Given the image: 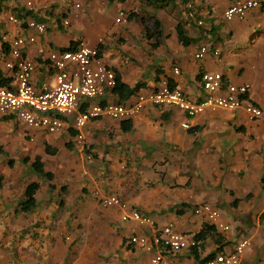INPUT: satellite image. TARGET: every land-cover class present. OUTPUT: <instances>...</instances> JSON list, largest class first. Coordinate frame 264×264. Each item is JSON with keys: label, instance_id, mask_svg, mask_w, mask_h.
Listing matches in <instances>:
<instances>
[{"label": "crops", "instance_id": "0c3cea01", "mask_svg": "<svg viewBox=\"0 0 264 264\" xmlns=\"http://www.w3.org/2000/svg\"><path fill=\"white\" fill-rule=\"evenodd\" d=\"M78 1L82 6L92 7L88 10H74L69 0L36 1V15L31 18L46 21L48 26L47 31L38 36L37 43L27 48L28 54L37 62L35 82L38 86L44 80H53L47 69L48 56L52 50L62 49L71 40L83 38L88 44L97 46L99 40L93 44L87 40L92 28H98L101 24L107 28L105 17L98 18L99 14L93 9V6L101 5L100 0ZM110 1L119 0H106L107 4ZM193 1L205 14L208 27L205 30L193 24L187 25L188 34L196 39L187 47L180 44L178 38L169 45L164 34L161 45L156 48L157 52L163 51L156 52L157 57H161L154 59L150 56L147 60L148 63L155 62L146 65V73L149 68L153 74L145 75V64L128 63L126 59L124 65V59H120L119 64L126 66L123 72L119 64L106 56L107 48L104 44L100 53L102 59L116 69L128 85L140 86L139 92L157 89L167 80L171 87L180 88L195 99L206 96L201 74L222 72L228 83L250 84V98L263 110L261 118L252 119L243 109L206 110L190 117L174 106L149 104L137 116L128 119L127 124L131 126L129 130L124 129L122 121L107 116L88 122L82 129L74 126V118H68L62 131L52 134L34 131V140L41 139L44 142V151L45 142L57 147L58 153L52 155L55 156L53 159L61 151L65 152L66 156H59L58 161H53L54 167L51 169L44 156H41L47 169L55 174L52 181L56 185L54 190L66 185L64 206L71 213H75V209H82L83 204L86 205L87 200L94 195L100 197L112 193L123 199L129 207L151 216L158 225L172 222L178 230L195 238L194 235L204 224L215 226L194 213V208L203 203L201 198L204 197L206 201L219 204L222 221L231 228L220 230L215 226L216 232H211L202 240L198 249L196 246L174 254V264H190L194 256L204 258L215 252H231L243 238H249L251 245L246 249L241 263L247 264L252 252L254 254V250L250 249L254 241L260 238L261 246H264V9L254 8L244 18L227 20L224 12L240 0ZM26 2L12 5L9 0L0 1V51L5 50L7 53L10 40L28 31L27 24H23L22 20H10V16H15L12 8H26ZM50 3H54L51 8ZM58 12L61 16L56 14ZM175 12L178 14L171 13L176 24L179 17L186 20L181 8ZM67 15L78 17V26L89 24V27L81 31L79 37L69 38L66 41L68 44L62 45L57 40L61 35L58 26L62 16ZM159 19L164 27V20L161 16ZM204 44L209 45L210 51L204 58L198 59L196 52ZM218 48L221 55L214 53ZM139 55L141 58L144 56L142 53ZM114 56L118 55L114 53L111 58ZM7 58H10L9 54ZM3 61L0 55V71L9 76ZM175 67L180 69L179 74L175 73ZM135 96L127 98L123 103H133ZM110 98L117 102L113 92ZM4 120L15 121L10 118L0 121ZM183 123H188L190 127L183 126ZM68 143L72 148L67 146ZM57 176L63 185L57 182ZM39 182L41 190L43 183ZM38 193L37 199L40 202ZM114 209L121 218L111 213L107 222L112 223L114 229L120 232L119 251L125 249L121 245L124 236L129 238L130 229L142 227L148 229L145 233H150L149 225L124 222V210L117 207Z\"/></svg>", "mask_w": 264, "mask_h": 264}, {"label": "built area", "instance_id": "2783aa9c", "mask_svg": "<svg viewBox=\"0 0 264 264\" xmlns=\"http://www.w3.org/2000/svg\"><path fill=\"white\" fill-rule=\"evenodd\" d=\"M36 1L28 0L26 8L34 10ZM69 1L74 10L82 7L78 0ZM185 7L191 21L198 27H208L205 14L193 1L190 0ZM254 8H264V0H240L226 9L224 17L227 20L244 18ZM10 20L18 21L15 16H10ZM128 20L127 11L121 9L117 12L116 23L126 24ZM62 22L68 27L70 18L63 17ZM26 24L28 31L10 40L9 51H0L3 66L12 77L11 87L0 88V120L10 118L18 124L22 123L32 141L34 131L46 134L62 131L68 118H74V126L82 129L88 122L105 116L119 121L131 119L149 104L174 106L190 117L218 109H243L252 119L263 116L262 108L250 98V84L228 83L222 72L201 74V84L206 92L201 99L171 87L166 80L157 89L137 93L131 104L117 103L110 98L117 84L115 69L102 59L97 46L85 42L71 50H52L47 69L53 80H44L38 86L35 82L37 62L28 54L27 48L37 43L38 36L44 34L48 26L46 21L31 17L26 19ZM209 51L208 44L202 45L196 52V58H204ZM214 53L221 55V50L215 49ZM8 54L10 58H7ZM174 71L180 73L178 67ZM183 126L190 127L188 123H183ZM99 202L105 208H122L124 222L134 221L152 228L151 233H134L128 238L129 243L149 255L147 264H174V254L199 244L192 235L178 230L174 223L158 225L151 216L129 207L118 195H102ZM194 213L220 230L231 228L222 221L220 210L208 202L197 205ZM250 245L251 240L243 238L231 252H219L208 259L194 256L190 264H241Z\"/></svg>", "mask_w": 264, "mask_h": 264}, {"label": "rangeland", "instance_id": "374dc122", "mask_svg": "<svg viewBox=\"0 0 264 264\" xmlns=\"http://www.w3.org/2000/svg\"><path fill=\"white\" fill-rule=\"evenodd\" d=\"M26 1L9 0L12 5L17 2L25 3ZM104 1L105 4H103ZM99 2H101V5L93 6V9L95 13L99 14L98 18L105 17L104 24L107 28H104L102 24L98 28L91 27L93 31L87 40L92 44L99 40V43L106 45V56L114 63L119 64V60L124 59V64L127 59L128 63L145 64V67L148 64L155 63L154 61L148 63L147 60L150 56H153L154 59L161 57H157V53L163 51L157 52L156 49H153L144 34L145 24L142 22V17L148 12L155 13L164 20V34L169 45L173 43V40H177L174 29L176 19L174 20L172 16L178 14L175 10L182 9V5H179L178 8L172 6L153 8L146 6L140 0L110 1L109 4L106 0H100ZM44 4L47 5L46 2ZM51 4L54 3H50V8ZM91 7L85 5L80 9L88 10ZM119 9L125 10L129 14L132 13L134 17L131 19L129 17L126 24L116 23V12ZM56 14L61 16L59 12ZM62 17L70 18L68 27L58 26L61 35L57 37V40L62 45L68 44L66 41L69 38L79 37L81 31L89 27V24L78 26L77 23L80 22L78 17L69 15ZM170 34H173L172 37ZM81 37L83 38V36ZM84 40L86 41L83 38L82 42H85ZM113 50L115 55L118 56L111 58V55L114 54ZM141 53L144 55L143 58L139 55ZM118 66L123 72L126 71V66L121 64ZM146 70L147 66L144 71L145 75L154 73L151 72L152 69L149 70L148 68L147 73ZM0 144L8 151V154H0V176H2L0 180V264L148 263L149 255L137 246L133 250L125 248L119 251L117 249L121 239L118 238L120 232L115 230V226L113 227L112 223L107 222V219L111 213L118 216V211L114 208L103 207L99 202L100 197L94 195L87 200L86 205L83 204L82 209H75V213H71L70 209L64 206L63 193L65 192H61L60 188L58 190L51 189L47 180L39 177L29 164H25L23 161L25 156L34 158L40 154L44 156L49 169H51L54 167L53 161L55 159L58 161L59 156L62 158L66 156L65 152L61 151L60 155L53 159L55 156L48 155L44 151V142L41 139L31 141L27 136L24 125L11 120L0 121ZM11 158L12 163L9 161ZM32 181L43 183V187L38 193L40 198L39 208L34 213H15L26 185ZM60 181V177L57 176V182L63 185ZM106 192H110V190H106ZM111 194L106 193L104 195ZM201 199L203 202L206 201L204 197ZM206 202L216 206V208L219 207V204L213 201ZM253 206H256L255 203ZM221 210L224 212L222 208ZM118 217L121 218L120 215ZM145 232H148V229H142V227L132 228L129 230L128 235L130 237L134 233L141 234ZM149 232L151 233V231ZM123 238L128 240L126 236ZM261 245L260 238L254 241L250 247L251 250H254V254L252 252V257L248 258L247 264H264V246Z\"/></svg>", "mask_w": 264, "mask_h": 264}, {"label": "trees", "instance_id": "16d2710c", "mask_svg": "<svg viewBox=\"0 0 264 264\" xmlns=\"http://www.w3.org/2000/svg\"><path fill=\"white\" fill-rule=\"evenodd\" d=\"M0 1L2 3L4 0H0ZM120 1L125 2L126 0H120ZM140 1L143 2L146 6L153 7V8H165L166 6H169V5H172V7L176 8L177 4L182 5L183 7L182 10L186 15V20H183V18L179 17L178 22L176 24L175 29H176L178 41L180 44H182L185 47L191 45L193 42L196 41L194 37H191L188 34V29H187V25L189 24H193L197 26L193 21H191L187 17V8L186 7L184 8L185 4H187L190 0H140ZM196 7L199 10L201 9L197 5ZM1 10H4V8H1ZM12 12L16 16V18L22 20L23 24H26L25 21L27 18L35 17L36 15L34 13V10L26 9L25 7H14L12 8ZM129 17L131 19L134 16L132 13H130ZM142 22H144L145 24V27H144L145 37L148 39L151 47L153 49L158 48L161 45L162 39L164 37V27H163L161 20L159 19V16L155 13L148 12L145 16L142 17ZM60 25L64 27V24L62 23V21ZM200 28L202 29L203 27H200ZM203 33H207V31H203ZM81 43H82V40H71L70 43L66 46H63L62 49L63 50L75 49ZM97 47L100 53L104 49V45L102 43H99ZM115 71L117 74V84L113 88V93L117 97V103L124 104L123 103L124 100L137 94L140 91L141 87L140 86L131 87L130 85H128L126 82L122 80L120 73L116 69ZM11 82H12V77H9L3 74V72L0 71V88L1 87H11ZM128 122L129 120L122 121V126L124 127L125 130H129L131 128V126L127 124ZM67 146L69 148H72L71 144L69 143L67 144ZM45 152L50 155H56L58 153V149L57 147H52L48 142H45ZM6 153L8 154V151L4 148L2 144H0V154H6ZM9 161L10 163H12L13 162L12 158ZM23 161L25 164H29L31 169L39 177L43 178L44 180H47L49 182V186L51 189H56V185L52 182L55 179V174L51 170L47 169L46 163L44 162L41 155H36L34 158L25 156L23 158ZM1 179H2V176H0V180ZM262 183L264 187V175L262 177ZM40 188H41V183L39 181H32L28 183L25 187L23 197L19 201L18 208H16L15 210V213L27 214V213L35 211L39 205V202L37 199V193L39 192ZM66 189L67 187L66 185H64V186H61L60 191L65 192ZM236 201L237 200H235V202ZM262 216H264V213L262 214ZM216 230L217 229L214 225L209 224V223L204 224L203 228L194 235L195 239L199 242L197 249L200 246L201 241L204 240L211 232L215 233ZM218 234L220 235V233ZM121 246L123 248L132 249V250L135 249L136 247L135 244L129 243L126 238H123ZM216 254L217 252H215L214 254H211L210 256L204 257V259L214 257Z\"/></svg>", "mask_w": 264, "mask_h": 264}]
</instances>
